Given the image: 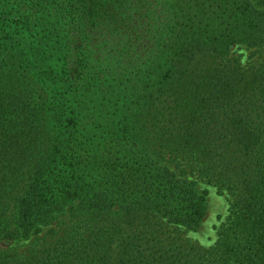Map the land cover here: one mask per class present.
I'll return each mask as SVG.
<instances>
[{
	"label": "trees",
	"instance_id": "1",
	"mask_svg": "<svg viewBox=\"0 0 264 264\" xmlns=\"http://www.w3.org/2000/svg\"><path fill=\"white\" fill-rule=\"evenodd\" d=\"M198 177L227 197L208 247ZM4 240L0 264H264V0H0Z\"/></svg>",
	"mask_w": 264,
	"mask_h": 264
},
{
	"label": "rangeland",
	"instance_id": "2",
	"mask_svg": "<svg viewBox=\"0 0 264 264\" xmlns=\"http://www.w3.org/2000/svg\"><path fill=\"white\" fill-rule=\"evenodd\" d=\"M195 181L196 187L199 190L205 189L207 191L205 213L200 226L194 231L187 232L185 236L194 245L208 247L213 244L218 225L226 215L227 197L225 194L217 191L211 184L204 181V179L198 177ZM26 243L25 241L11 243L9 240H4L0 245L1 247L10 245L22 249Z\"/></svg>",
	"mask_w": 264,
	"mask_h": 264
}]
</instances>
